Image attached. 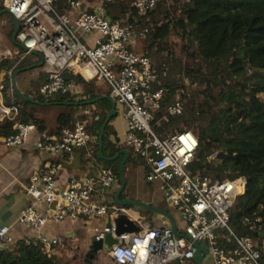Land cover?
Masks as SVG:
<instances>
[{
	"label": "built area",
	"instance_id": "2783aa9c",
	"mask_svg": "<svg viewBox=\"0 0 264 264\" xmlns=\"http://www.w3.org/2000/svg\"><path fill=\"white\" fill-rule=\"evenodd\" d=\"M0 1L20 26L17 34L20 46L12 45L18 51L0 44V63L17 59L18 64L33 50L43 53L47 80L39 91L44 96L77 93L78 83L68 75H80L87 81H107L109 96L121 107L127 120V143L146 163L147 181L157 182L180 211L185 234L207 244L214 264H264V224L260 216L244 219L247 233L239 235L230 226V210L235 199L245 193L247 177L241 174L214 178L199 168L200 140L192 129L166 136L155 131L156 111L164 107L169 115H181L185 103L181 94L173 95L167 85V63L161 66L148 52L136 50L137 41L146 39L153 26H140L131 17L111 18L106 13V4L112 0H102V6L95 11L83 8L85 0ZM159 2L133 0L132 5L139 15L148 17ZM70 11L77 12L76 18L71 17ZM85 35L90 38L85 39ZM20 109L17 104L7 105L0 100V114L15 119ZM35 127L34 121L16 120L4 143L9 147L23 145ZM91 140L87 123L77 121L73 127L43 131L36 144L42 151L63 155L87 146ZM220 153L221 150L211 152L208 162L220 161ZM58 172L59 167L51 165L44 173L32 175L25 185L31 201L18 219L34 231L33 237L24 236L21 240L26 245L39 246L48 256H54L66 242L64 235L45 234L49 220L63 223L67 218L93 220L107 215L110 226L107 223L98 228L95 235L96 239H103L106 233L115 232L114 218L120 212L128 214L127 207L94 198L99 187L105 191L117 182L110 167L102 168L97 175L72 177L62 188L57 185ZM38 204H47L49 209L40 211L36 208ZM9 231V225L0 228L1 243H15ZM118 238L110 251L117 264H185L194 259L196 252L194 242L178 236L170 225H154L138 233L125 232Z\"/></svg>",
	"mask_w": 264,
	"mask_h": 264
},
{
	"label": "trees",
	"instance_id": "16d2710c",
	"mask_svg": "<svg viewBox=\"0 0 264 264\" xmlns=\"http://www.w3.org/2000/svg\"><path fill=\"white\" fill-rule=\"evenodd\" d=\"M165 2L160 0L158 7H162ZM176 2L172 0L169 8L176 10ZM132 3L133 0H112L106 4V8L111 5L121 7L122 18L138 17V25L154 27V38L163 36L156 22L158 11L151 12L148 17L141 16ZM3 8L0 1V11ZM183 12L184 35L196 45L192 53L196 67L189 65L188 72H196L201 83L207 80L209 101H194L191 105L193 111L182 117L188 96L182 91L184 113L169 115L162 107L155 112L157 123L154 128L161 136L190 129L187 127L193 128L200 140L197 149L199 168H204L214 178L241 174L247 177L245 193L235 199L230 210V226L241 235L248 232L244 223L246 217L257 214L264 224V0H186ZM171 13L168 9L165 14L168 17ZM10 17L6 21L3 14L0 15V32L14 45L12 35L17 21L13 16ZM29 64H17L13 59L1 61L0 70L11 71L6 76L5 86L12 88L11 74ZM249 71L251 74H248ZM68 78L71 77L68 75ZM167 85L174 94L178 87L169 81ZM218 86L219 92L214 93V87L217 89ZM13 94L15 102L28 103L14 89ZM65 95L68 94L62 98H66ZM221 103L225 104L215 109V105ZM67 119L65 116L60 118V128ZM103 121L102 117L95 120L98 129ZM177 122L183 128H176ZM197 125L200 133L195 131ZM104 142L107 143V135L104 136ZM215 150H221L220 164L217 166L208 162L209 154ZM107 164L113 167L119 179V161H108ZM258 235L255 233V236ZM223 242L228 244L225 239ZM95 253L92 250L88 254V264H92L90 257ZM0 264L58 263L54 256H48L39 246L26 245L21 241L0 249Z\"/></svg>",
	"mask_w": 264,
	"mask_h": 264
},
{
	"label": "crops",
	"instance_id": "0c3cea01",
	"mask_svg": "<svg viewBox=\"0 0 264 264\" xmlns=\"http://www.w3.org/2000/svg\"><path fill=\"white\" fill-rule=\"evenodd\" d=\"M101 6L102 0H85L83 8L88 11H95ZM61 9L65 11V7L61 6ZM106 13L113 19H120L123 14L122 8L116 5L106 8ZM70 15L76 18L77 12L70 11ZM134 19L138 21V17ZM84 38L88 39L90 35H85ZM0 40L2 46L16 48L12 47L9 40L4 36L0 37ZM136 50L140 52L151 51L149 43L145 39L137 41ZM13 60L17 63V59ZM21 62L30 63V65L22 67H31L16 75V83L23 93L32 96L38 102L28 101L27 104L15 102L13 74L17 69L11 75L13 89L5 86L6 76L8 75L7 70L3 69L0 72V100L7 105L17 104L21 107L15 119L0 114V124L3 125L0 129L2 133L0 135V228L5 225L10 226L9 233L15 239V243L11 245L21 242L24 236H34V231L18 220L22 210L31 201V198L26 194L25 185L33 174H42L51 165H57L59 167L57 185L62 188L66 186L68 180L72 177H81L87 174L97 175L104 167L113 169L112 166L107 164L108 161H119L120 170V165L125 159L127 184L121 197L138 199L167 211L174 219L178 231L185 234V222L180 211L158 188L157 182L147 181L146 163L134 153L132 146L127 143V120L119 105L116 106V114L111 116L104 133V136L107 135V143L103 140V155L111 157V159H103L98 155L100 151V131L112 110V102L106 97L109 96L110 92L108 82L100 79L87 81L80 75H69L78 83L77 93L65 95L66 98H62L64 95L62 93L44 96L39 89L41 84L47 80L45 63L34 65L40 63L41 59L37 55H32V53L27 55ZM86 109H90V112L87 113ZM64 116L68 117V121L64 126L73 127L77 121H85L92 134V140L87 146L76 148L72 153L63 155L40 150L36 143L41 133L60 129L59 120ZM101 117L104 121L101 128L98 129L95 120ZM24 118L27 120H23ZM16 120L34 121L36 127L30 133L26 143L21 146L9 147L4 143V138L12 133ZM7 131L8 134L5 133ZM123 150H127L128 153ZM119 188L120 181L117 178V182L111 188L102 191L99 187L94 193V198L110 205L116 204L114 194ZM36 208L40 211H46L49 206L38 204ZM127 212L141 226V230L154 225L172 226V221L167 215L145 207L127 206ZM108 222L109 216L107 215L93 220L67 218L63 223L49 220L44 227L45 234L48 236L64 235L66 238L65 244L58 248L54 254L57 263L60 259H72L80 255L84 264H86L88 254L94 250L92 242L97 229L102 228ZM0 244L2 248L7 246V244L3 246L1 242ZM202 247L204 251L202 264H214L207 244L202 243ZM106 254V252L98 250L90 257V261L92 264H117L111 256L108 257ZM185 264L197 263L193 259Z\"/></svg>",
	"mask_w": 264,
	"mask_h": 264
},
{
	"label": "rangeland",
	"instance_id": "374dc122",
	"mask_svg": "<svg viewBox=\"0 0 264 264\" xmlns=\"http://www.w3.org/2000/svg\"><path fill=\"white\" fill-rule=\"evenodd\" d=\"M171 1L172 0H166L165 2V0H163V2L165 3L162 5V7H158V10L156 9V11H158L156 22L158 23V27L161 32L164 33V35L156 39L154 38V34L151 33L146 37L145 40L149 43V47L151 50L149 51V53L153 60L159 63L161 66L164 63H167L168 77L166 79V82L167 84L168 81L174 82V85L178 87L176 88V92L173 95L179 92L182 96V91H184V94H188L185 102L186 111L182 116L185 117L193 111L191 105L194 101L196 103L200 101H209L208 93L210 92L207 90V80H204V82L201 83L196 72L192 74L188 72L189 65H191L192 68L196 67L195 56L192 55L193 51L196 48V45L194 43H191L189 39L184 35L182 24L184 19L182 17L184 16L183 9L186 0H177L176 10L173 9V7L169 8L171 6ZM168 9H170L172 13L167 17L165 13ZM3 19H5L6 21L10 20V14L8 12L3 13ZM3 36L7 40H9L2 32H0V37ZM248 74H251V71H249ZM219 90V86L217 89L214 87L213 92L218 93ZM262 97H264V95H262ZM224 104L225 103L215 105V109H219ZM176 128L181 129L183 127L180 125V123L177 122ZM187 128L193 129L191 127ZM195 131L200 133L198 125L196 126ZM212 163L217 166L220 164V161H214ZM211 175L213 176V174ZM106 255L108 257L111 256L109 253H107ZM58 264H84V261L82 260L80 255H77L72 259H60L58 260Z\"/></svg>",
	"mask_w": 264,
	"mask_h": 264
},
{
	"label": "water",
	"instance_id": "95a60500",
	"mask_svg": "<svg viewBox=\"0 0 264 264\" xmlns=\"http://www.w3.org/2000/svg\"><path fill=\"white\" fill-rule=\"evenodd\" d=\"M7 12L6 9H3L2 11H0V15ZM19 23L17 21V27L12 35V41L15 45L20 46L19 42L17 41V34L19 32ZM18 51V49H15V53ZM34 55H37L40 59L41 62L38 64H34V65H43L45 63V58L43 53H41L40 51L37 50H33L31 52ZM32 65V66H34ZM31 66H26V67H22V68H18L14 74H13V87L16 90L17 94L24 100L26 101H32V102H38L36 99H34L32 96L26 95L25 93H23L17 83H16V75L24 70L29 69ZM111 102H112V110L110 111L109 115L107 116L106 121L104 122L101 131H100V151L98 153V155L103 158V159H111V157H105L103 155V140H104V133H105V128L106 125L108 123V121L110 120L111 116L116 114V101L114 99H112L110 96H106ZM102 98V97H99ZM125 153H128L127 150H123ZM125 163H126V159L121 163L120 165V188L117 190V192L114 194V198H115V203L119 206H123V207H135V206H140V207H145L147 209H150L152 211L155 212H159V213H163L165 215H167L171 221H172V227L175 231V233L178 236H182L185 237L191 241L194 242V245L196 246V252H195V256H194V260L197 264H202L203 260H204V251H203V247H202V243L197 241V240H193L192 237L189 234H182L178 231L175 221L172 218V216L165 210L156 207L152 204L146 203L144 201L138 200V199H127V198H122L121 194L124 191V189L126 188V174H125ZM115 224H116V230L115 232H108L106 233L105 237L103 239H93L92 242V248L96 251L98 250H102L106 253L110 254V251L112 249V247L117 244L119 242V238L118 236H120L121 234L125 233V232H136L138 233L141 230V226L137 223V221H135L129 214L125 213V212H120L115 218H114ZM111 224V220H109L108 225L110 226ZM3 246H5V243L2 244Z\"/></svg>",
	"mask_w": 264,
	"mask_h": 264
}]
</instances>
